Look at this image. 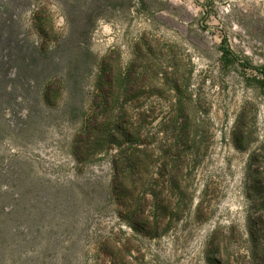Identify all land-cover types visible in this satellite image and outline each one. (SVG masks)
Instances as JSON below:
<instances>
[{
    "label": "rangeland",
    "instance_id": "obj_1",
    "mask_svg": "<svg viewBox=\"0 0 264 264\" xmlns=\"http://www.w3.org/2000/svg\"><path fill=\"white\" fill-rule=\"evenodd\" d=\"M112 67L132 87L120 104L144 128L146 172L161 190L173 172L165 149L200 144L183 214L156 237L112 194L95 199L112 190L116 150L75 149ZM2 175V191L24 175L62 196L49 218L60 230L44 236L57 246L6 253L3 264H111L103 248L120 241L133 264H249L264 200V0H0ZM262 243L252 264H264Z\"/></svg>",
    "mask_w": 264,
    "mask_h": 264
},
{
    "label": "trees",
    "instance_id": "obj_2",
    "mask_svg": "<svg viewBox=\"0 0 264 264\" xmlns=\"http://www.w3.org/2000/svg\"><path fill=\"white\" fill-rule=\"evenodd\" d=\"M108 85L110 87L103 93V103L99 105L94 123L85 128L84 134L88 139L78 137L75 149L77 153L81 152L80 147L86 145L89 151L116 150L112 154L114 163L112 190H103L95 199L106 198L112 194L117 198L122 211L130 209L135 213L138 227L151 237H156L160 234L164 223L168 227L175 217L179 219L183 214L179 207L181 200L190 196L189 190L183 184L188 175L184 173V170H191L194 167L190 161L197 160L200 144L188 137L185 141L187 147L183 150L172 153L171 148L165 149L164 170H173V172L167 178L171 186L161 190L157 178L146 172L149 170L150 163L147 162L149 157L146 155L144 128L133 120L135 114L129 113L120 104L124 96H133L132 87L129 86L126 75L122 70H113L112 67ZM186 109L185 102H180L179 113L182 115ZM181 124L182 130L188 136L198 132H194L196 124L184 121ZM192 126L193 128H190ZM177 148H180V144ZM185 149H193L195 155L192 154L188 159L183 153ZM5 178L4 175L0 176L1 180ZM260 192H264V186ZM12 199L13 203L9 207L6 202ZM148 206L150 208L146 212ZM51 209H62L60 191L50 189L42 183L33 182L27 176H17L10 190L2 191L0 188V264H3L2 258L6 253H23L30 248L44 247L45 249L57 246L55 240L44 237L45 232L52 227L60 230V227L50 223ZM255 210L257 213L255 225L258 233H253L252 246L256 256L252 258L250 256L249 264L253 263V258L258 259L260 244L263 245L264 200L255 206ZM43 238L44 242L40 241ZM220 242L223 245L222 239ZM221 245H218L219 250L222 249ZM103 249L105 254L110 255L111 264H133L128 258L131 249L126 242L106 244ZM223 255L225 256V253ZM223 263V261L220 262V264Z\"/></svg>",
    "mask_w": 264,
    "mask_h": 264
}]
</instances>
